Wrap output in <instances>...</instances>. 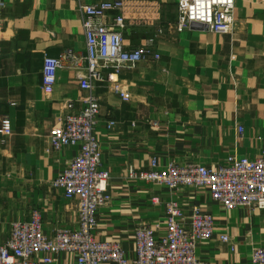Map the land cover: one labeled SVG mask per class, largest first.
I'll return each mask as SVG.
<instances>
[{
  "label": "crops",
  "instance_id": "1",
  "mask_svg": "<svg viewBox=\"0 0 264 264\" xmlns=\"http://www.w3.org/2000/svg\"><path fill=\"white\" fill-rule=\"evenodd\" d=\"M96 1L101 0H0V119L7 116L12 130L10 137L0 135V242L12 223L28 221L34 210L46 236L77 227L73 205L50 183L79 147L54 151L49 138L67 103L78 111L86 95L78 85L85 68L78 7ZM177 14V0H126L125 48L141 47L159 27L175 22ZM233 19L230 34L192 27L157 35L159 60L142 61L113 77L129 92L128 101L115 95L106 79L95 84V134L100 169L110 176V202L96 213L94 235L100 242L120 243L127 258L133 256L134 229L162 224L168 202L186 213L198 207L214 218L211 240L196 250L208 264H254L251 249L264 246L263 210L227 211L205 191L171 193L129 179L127 173L129 168L148 172L152 159L160 166L173 162L214 168L230 155L253 159L264 151V0H234ZM68 51L74 60L63 63L52 93L45 95L43 57L60 59ZM108 121L115 122L112 131L106 128ZM223 235L227 244L220 241ZM55 259V264H74V257L64 253Z\"/></svg>",
  "mask_w": 264,
  "mask_h": 264
},
{
  "label": "built area",
  "instance_id": "2",
  "mask_svg": "<svg viewBox=\"0 0 264 264\" xmlns=\"http://www.w3.org/2000/svg\"><path fill=\"white\" fill-rule=\"evenodd\" d=\"M125 1L101 0L79 5L85 40V68L78 85L86 95L81 98L78 111L72 103H67L66 113L49 138L50 148L54 151L79 147L76 157L50 183L51 188L61 190L64 199L73 205L77 227L57 229L52 236H46L40 214L34 210L28 221L11 224L7 238L0 242V264H55V256L61 253L73 256L74 264H208L197 257L196 250L199 244L211 240L214 218L202 213L198 207H192L190 213H186L175 202L166 204L162 224H139L134 229L131 258L125 256L120 243L96 240V213L110 202V176L100 169L101 148L95 134L99 103L92 91L96 83L106 79L112 92L128 101L129 92L124 91L113 77L142 61L159 60L160 56L154 51L157 35L165 30L179 34L193 26L215 34H230L235 26L234 0H177L175 22L159 27L153 38L131 50L123 43ZM107 19L111 20L110 24L105 22ZM70 60H74L71 51L60 59L43 57L42 91L45 95L52 93L57 72L65 61ZM107 70L110 73L105 77ZM114 127V121L107 122L108 131ZM0 135H12L7 116L0 119ZM127 173L129 179L163 186L171 193L185 188L205 191L227 211L237 208L264 211V151L253 159L230 155L214 168L173 162L160 166L152 159L148 172L138 174L129 168ZM220 241L227 244L229 238L223 235ZM250 258L254 264H264V246L252 248Z\"/></svg>",
  "mask_w": 264,
  "mask_h": 264
},
{
  "label": "water",
  "instance_id": "3",
  "mask_svg": "<svg viewBox=\"0 0 264 264\" xmlns=\"http://www.w3.org/2000/svg\"><path fill=\"white\" fill-rule=\"evenodd\" d=\"M193 27H199V26H193Z\"/></svg>",
  "mask_w": 264,
  "mask_h": 264
}]
</instances>
